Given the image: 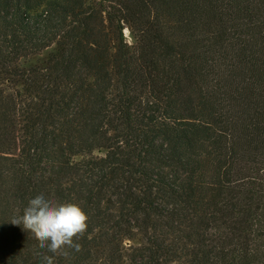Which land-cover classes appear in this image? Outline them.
<instances>
[{"label":"trees","instance_id":"trees-1","mask_svg":"<svg viewBox=\"0 0 264 264\" xmlns=\"http://www.w3.org/2000/svg\"><path fill=\"white\" fill-rule=\"evenodd\" d=\"M40 194L55 264H264V0H0V264Z\"/></svg>","mask_w":264,"mask_h":264},{"label":"clouds","instance_id":"clouds-1","mask_svg":"<svg viewBox=\"0 0 264 264\" xmlns=\"http://www.w3.org/2000/svg\"><path fill=\"white\" fill-rule=\"evenodd\" d=\"M88 217L81 207L71 202H53L40 194L31 198L24 207L22 215H14L10 224L21 227L30 233L38 242V248L46 250L37 252L40 264H55V255L65 249L80 250V245L74 242L87 230Z\"/></svg>","mask_w":264,"mask_h":264},{"label":"rangeland","instance_id":"rangeland-1","mask_svg":"<svg viewBox=\"0 0 264 264\" xmlns=\"http://www.w3.org/2000/svg\"><path fill=\"white\" fill-rule=\"evenodd\" d=\"M125 36L127 37L128 42H129V43H132V39H131V37H130V35H129V33H128L127 31L125 32ZM54 49H55V48L50 49V50H49L48 52H46L44 55H47V54L53 52ZM39 60H40V59H35V60H32V61H28L27 63H22V65H30V64H34V63H36V62L39 61Z\"/></svg>","mask_w":264,"mask_h":264}]
</instances>
